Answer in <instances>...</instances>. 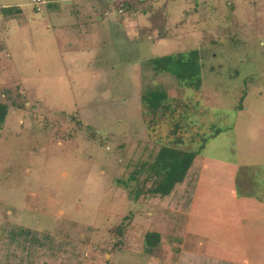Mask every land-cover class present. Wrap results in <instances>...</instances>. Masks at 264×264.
Wrapping results in <instances>:
<instances>
[{"label":"rangeland","instance_id":"1","mask_svg":"<svg viewBox=\"0 0 264 264\" xmlns=\"http://www.w3.org/2000/svg\"><path fill=\"white\" fill-rule=\"evenodd\" d=\"M44 1L38 12L33 0H0L21 10L0 11V101L9 89L25 104L0 127V243L19 225L76 245L82 264L264 263V0H116L107 16L93 0ZM172 54L201 64L199 91L152 77L149 62ZM146 83L177 100L173 116L143 115ZM177 123L186 128L174 135ZM216 129L202 156L225 165L194 215L128 199L118 178L133 153L177 136L197 149ZM227 165L239 169L238 197L262 206H237ZM148 232L161 234L157 247Z\"/></svg>","mask_w":264,"mask_h":264},{"label":"trees","instance_id":"2","mask_svg":"<svg viewBox=\"0 0 264 264\" xmlns=\"http://www.w3.org/2000/svg\"><path fill=\"white\" fill-rule=\"evenodd\" d=\"M59 1L65 0H54L49 7L59 10ZM115 5L116 0H97L96 7L102 13L103 10L110 11ZM124 7L129 8V5L125 4ZM0 11L5 16H12L19 14L21 10L17 6H10L1 8ZM190 56L193 54L191 53ZM176 57L178 56L172 54L151 60L149 72L152 73V77L167 74L174 77L179 86L199 91L203 83L201 64L197 66L198 68L193 67L192 69L191 65L187 64L186 56L181 60H174ZM196 57L197 61H200L199 55ZM143 87L141 104L144 116L149 115L156 118L159 114L163 116L168 113L171 116L175 114L177 106L174 107L173 104L177 100L169 95L165 87L150 83L144 84ZM3 97L4 99L0 101V127H3L10 109L23 110L25 107L24 103L19 102L20 96L13 98L9 89L3 91ZM182 128L186 126L183 123H177L174 135L178 134ZM83 129L89 131L90 138H98L96 131L91 127L84 126ZM222 131L216 129L209 137L204 136L201 140L199 139L197 149L183 148L185 141L181 136L175 137L171 145L143 147L140 152L133 153L122 164L123 172L119 174L118 184L128 190V199L135 203L172 207L189 213L202 171L204 161L202 152L208 141L216 138ZM127 218L130 219L131 216ZM128 227L123 223L115 229L116 234L120 236L115 248H121L123 245L124 233ZM5 237L0 246V264H70L72 259H75V264H82L85 258L84 253H81L76 245H69L50 234L19 225H11ZM161 240L160 233L148 232L145 234L144 244L149 248H155ZM207 260L212 261L213 259Z\"/></svg>","mask_w":264,"mask_h":264},{"label":"crops","instance_id":"3","mask_svg":"<svg viewBox=\"0 0 264 264\" xmlns=\"http://www.w3.org/2000/svg\"><path fill=\"white\" fill-rule=\"evenodd\" d=\"M65 1H78V0H65ZM93 1L94 2H92V9H97V7H96L97 0H93ZM61 2H63V1H61ZM1 8H5V5H3V3H0V9ZM102 12H103V15L104 16H107L105 14L107 11L103 10ZM99 13H101V12L99 11ZM210 161H211L210 159L204 157L202 171H201V175H200V179H199V183H198L196 195H195L194 202H193V206H192V212H191L192 215H194L195 214L194 212L197 210V204L198 205H201V203H199L198 201L199 200L203 201L204 200L203 197H209V196H205V195H208L207 192H206V194L203 197L201 196L202 195V191L204 189V186L203 185H204L205 181L212 182L211 180H213V179H211V178H214L215 181L217 179L220 180V168L224 167V165H225V164H223V162L221 164H220V162H217V164H215L214 161L213 162L212 161L210 162ZM238 170L239 169H238V167L236 165H227V169L223 170L224 171V174H226L228 176V177H226L227 178L226 179L227 184H223V188L225 190H228V192L231 194L232 200L238 203L237 206L242 207V204L243 205H246V206H250V205L255 206L257 204L260 205V206H262L263 203H258L255 199L245 198V197H242V198L241 197H238L237 185H236L237 184ZM218 191L220 192V187L218 188ZM210 194H211V191H210ZM260 213H262V211H260ZM218 216H220V212H219ZM192 218H193V216H192ZM192 218H191V220H193ZM243 221H240L238 223V226L237 227L240 228V230H241L240 232L242 234L241 236L244 238L243 233L245 231L244 230L245 227L244 228L241 227V226L245 225V224H243L244 223ZM254 225H256V224H254ZM238 228H237V231H239ZM194 233L197 234V237L198 238H201V240L207 241V238L204 237L199 232L194 231ZM248 240H249L248 238H244V241L246 243H248ZM205 241H203V242H205ZM204 247H205V245H204ZM207 248H208V246H207ZM205 249H206V247H205ZM244 259L246 260V257H244ZM252 259L253 260H251L250 262H248V261H246V262L249 263V264H256V263H251L252 261H255L256 262V258L253 257ZM258 262L261 263L260 261H258ZM261 264H264V263H261Z\"/></svg>","mask_w":264,"mask_h":264},{"label":"built area","instance_id":"4","mask_svg":"<svg viewBox=\"0 0 264 264\" xmlns=\"http://www.w3.org/2000/svg\"><path fill=\"white\" fill-rule=\"evenodd\" d=\"M33 4L37 7V11L41 12V5L45 4V2L43 0H33ZM120 13H122L121 10Z\"/></svg>","mask_w":264,"mask_h":264}]
</instances>
